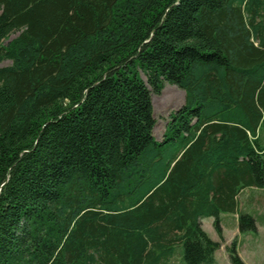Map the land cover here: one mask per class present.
Segmentation results:
<instances>
[{
    "label": "trees",
    "instance_id": "16d2710c",
    "mask_svg": "<svg viewBox=\"0 0 264 264\" xmlns=\"http://www.w3.org/2000/svg\"><path fill=\"white\" fill-rule=\"evenodd\" d=\"M5 59L0 264H218L202 220L264 188V0H0Z\"/></svg>",
    "mask_w": 264,
    "mask_h": 264
},
{
    "label": "rangeland",
    "instance_id": "374dc122",
    "mask_svg": "<svg viewBox=\"0 0 264 264\" xmlns=\"http://www.w3.org/2000/svg\"><path fill=\"white\" fill-rule=\"evenodd\" d=\"M16 36L17 32H14L5 43ZM10 64H12L10 60H0V68ZM142 76L145 78L144 74ZM186 95L185 89L170 83L165 85L160 94H153L152 103L155 101L154 116L156 119L154 135L156 140H162L167 129L166 126L171 118L170 114L186 103ZM247 189L249 190L246 193L239 196V205L235 212H223L221 214V233L213 225V217H207L202 220V226L209 237L220 243V247L215 253L218 264H232L228 248L234 241L237 242L238 253L243 261L247 264H264V205L263 207L260 205L264 199L256 200V203L246 199L250 192L264 197V190L254 187ZM242 213H250L253 216L256 230H241L239 217ZM180 257L178 253H175L169 260V264H182Z\"/></svg>",
    "mask_w": 264,
    "mask_h": 264
},
{
    "label": "crops",
    "instance_id": "0c3cea01",
    "mask_svg": "<svg viewBox=\"0 0 264 264\" xmlns=\"http://www.w3.org/2000/svg\"><path fill=\"white\" fill-rule=\"evenodd\" d=\"M251 189H253V188H251ZM262 189L264 190V188H262ZM248 190H249V189H245V190H243V192H242L240 195H243V194L246 193ZM258 198H259V199H258ZM261 198L264 199V197H262L261 195L258 196L257 193H252V192H250L249 196L246 197V199H249L250 202H254V203H256V202H255L256 200H260ZM260 205H261V207H263V205H264V200H263V203L260 204ZM263 208H264V207H263Z\"/></svg>",
    "mask_w": 264,
    "mask_h": 264
},
{
    "label": "bare ground",
    "instance_id": "6f19581e",
    "mask_svg": "<svg viewBox=\"0 0 264 264\" xmlns=\"http://www.w3.org/2000/svg\"><path fill=\"white\" fill-rule=\"evenodd\" d=\"M153 103H154V106H155V101H153Z\"/></svg>",
    "mask_w": 264,
    "mask_h": 264
}]
</instances>
